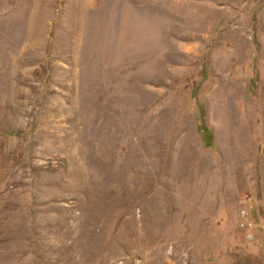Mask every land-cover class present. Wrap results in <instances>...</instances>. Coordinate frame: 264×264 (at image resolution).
Segmentation results:
<instances>
[{"label": "rangeland", "instance_id": "374dc122", "mask_svg": "<svg viewBox=\"0 0 264 264\" xmlns=\"http://www.w3.org/2000/svg\"><path fill=\"white\" fill-rule=\"evenodd\" d=\"M0 264H264V0H0Z\"/></svg>", "mask_w": 264, "mask_h": 264}]
</instances>
